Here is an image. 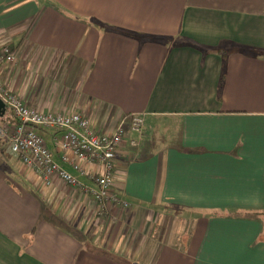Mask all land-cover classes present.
Masks as SVG:
<instances>
[{"label": "crops", "instance_id": "0c3cea01", "mask_svg": "<svg viewBox=\"0 0 264 264\" xmlns=\"http://www.w3.org/2000/svg\"><path fill=\"white\" fill-rule=\"evenodd\" d=\"M5 44L27 106L145 123L114 159L125 209H101L100 165L64 162L59 130L34 128L79 186H45L0 136V264H264V0H0Z\"/></svg>", "mask_w": 264, "mask_h": 264}, {"label": "built area", "instance_id": "2783aa9c", "mask_svg": "<svg viewBox=\"0 0 264 264\" xmlns=\"http://www.w3.org/2000/svg\"><path fill=\"white\" fill-rule=\"evenodd\" d=\"M14 61V53L10 45L0 48V71L6 63ZM0 100L11 111L18 123L12 127H0V136L7 139L6 152L17 157L20 163L38 175L45 186L51 185L54 177L70 186H79L75 177L53 161L51 151L45 146L34 128H52L60 131L58 147L62 160L82 175H86L88 165H100L99 175L93 177L98 189L93 196L101 209L106 206H117L125 209L126 201L120 199L113 190L115 156L130 133L140 132L144 126V118L134 114L127 118L128 123H121L109 133H95L88 119L77 113L61 112L42 113L36 108L27 106L9 89H6L0 77ZM136 141L130 140L135 147Z\"/></svg>", "mask_w": 264, "mask_h": 264}, {"label": "water", "instance_id": "95a60500", "mask_svg": "<svg viewBox=\"0 0 264 264\" xmlns=\"http://www.w3.org/2000/svg\"><path fill=\"white\" fill-rule=\"evenodd\" d=\"M4 104H3V102H1V100H0V113H1V111L4 109Z\"/></svg>", "mask_w": 264, "mask_h": 264}, {"label": "rangeland", "instance_id": "374dc122", "mask_svg": "<svg viewBox=\"0 0 264 264\" xmlns=\"http://www.w3.org/2000/svg\"><path fill=\"white\" fill-rule=\"evenodd\" d=\"M39 129H43V130H47V129H52V128H47V129H45V128H40V127H38ZM60 135L61 134H59V137H60ZM61 138V137H60ZM60 138L57 140V142L56 143H58L59 142V140H60ZM1 141V140H0Z\"/></svg>", "mask_w": 264, "mask_h": 264}, {"label": "trees", "instance_id": "16d2710c", "mask_svg": "<svg viewBox=\"0 0 264 264\" xmlns=\"http://www.w3.org/2000/svg\"><path fill=\"white\" fill-rule=\"evenodd\" d=\"M264 214V213H263ZM262 213H256V215H263Z\"/></svg>", "mask_w": 264, "mask_h": 264}]
</instances>
